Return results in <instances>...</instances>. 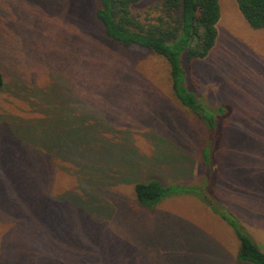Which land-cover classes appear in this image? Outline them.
Masks as SVG:
<instances>
[{
    "label": "rangeland",
    "instance_id": "rangeland-1",
    "mask_svg": "<svg viewBox=\"0 0 264 264\" xmlns=\"http://www.w3.org/2000/svg\"><path fill=\"white\" fill-rule=\"evenodd\" d=\"M160 1L134 12L156 16ZM219 2L214 49L186 64L220 117L212 137L174 97L163 58L105 42L99 0H0V264H251L222 215L264 252V29ZM95 106L106 122L90 134L81 117ZM149 180L192 189L145 208L131 183Z\"/></svg>",
    "mask_w": 264,
    "mask_h": 264
},
{
    "label": "trees",
    "instance_id": "trees-1",
    "mask_svg": "<svg viewBox=\"0 0 264 264\" xmlns=\"http://www.w3.org/2000/svg\"><path fill=\"white\" fill-rule=\"evenodd\" d=\"M140 1L99 0V7L95 11L94 18L103 26L105 42L125 49L138 48L163 58L169 66L171 90L179 105L187 113L201 121L213 137L218 134L220 117L217 116L215 109L206 107L198 100L196 94L190 90L186 64L206 59L214 49L218 37L217 25L221 18L219 0H161L153 7L158 14L151 16L148 13L144 18L134 12V7ZM236 2L243 17L252 29H264V0H236ZM2 39L0 30V43ZM6 55L8 56V53ZM6 62L8 63L7 58ZM19 62H22V58ZM33 70L30 69V73ZM6 71L3 66H0V94L5 93L8 89V72ZM16 74L19 75L17 71ZM22 74L20 73L21 78H26L28 81L29 79L24 78ZM120 77L129 78L128 74H121ZM33 79L36 78L33 77ZM133 79L132 77L130 80ZM61 90L62 87L55 86L52 94L61 95ZM39 93L37 90H32L31 95L38 97ZM101 95L107 97L104 93H101ZM95 108L98 109L97 112L100 115L89 113L81 117L84 123L91 124L87 130L90 134H93V127L95 126L92 125L94 123L98 125L101 122H106L102 113L105 108L100 106H95ZM44 146L47 145L44 144ZM65 152V149L61 147V149H54L51 154L59 158L64 157ZM69 153H72L74 157H85L82 156L84 151L81 150L68 152L67 155ZM207 157L206 159L203 158L205 166L209 161ZM86 167H89L93 172H104L103 169L94 164ZM103 174L107 179L108 174L105 172ZM127 183H129L128 180ZM131 184H133V195L138 205L145 208L156 207L162 201L171 198V196L185 194L192 189L177 186L165 187L157 180L135 181ZM89 189L88 195L96 196L92 188L89 187ZM97 203H99V207L105 204L99 198ZM215 212L219 214L217 210ZM221 217L232 225L239 240V261L264 264V252L250 237L242 233L237 222L224 215Z\"/></svg>",
    "mask_w": 264,
    "mask_h": 264
}]
</instances>
